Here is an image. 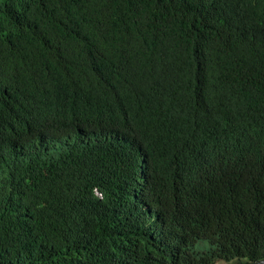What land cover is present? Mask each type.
Listing matches in <instances>:
<instances>
[{"label": "trees", "instance_id": "obj_1", "mask_svg": "<svg viewBox=\"0 0 264 264\" xmlns=\"http://www.w3.org/2000/svg\"><path fill=\"white\" fill-rule=\"evenodd\" d=\"M96 231L107 264L264 259V0H0V264Z\"/></svg>", "mask_w": 264, "mask_h": 264}, {"label": "clouds", "instance_id": "obj_2", "mask_svg": "<svg viewBox=\"0 0 264 264\" xmlns=\"http://www.w3.org/2000/svg\"><path fill=\"white\" fill-rule=\"evenodd\" d=\"M150 169L151 163L150 160H147L144 164L143 173H148ZM94 194L100 198L103 197V193L98 189L95 190ZM111 225L112 223L104 224V226L107 227H110ZM158 234L159 233L156 231L151 230V235L153 238ZM101 237H104V240H107V237L101 231H96V235L89 245L80 248L78 251L70 248L68 253L71 261L73 262L74 256H80L84 264H89L95 260L98 261L99 264H107L105 254L101 251H98V240ZM111 242L114 243L115 247L121 248L123 256H130L134 251L146 248L144 239L140 235H135L133 232H129L127 235H122L121 233L117 232V234L111 238Z\"/></svg>", "mask_w": 264, "mask_h": 264}, {"label": "rangeland", "instance_id": "obj_3", "mask_svg": "<svg viewBox=\"0 0 264 264\" xmlns=\"http://www.w3.org/2000/svg\"><path fill=\"white\" fill-rule=\"evenodd\" d=\"M207 244V240H201L196 243L197 249H203ZM215 264H260V261H252L245 257L235 258L230 261L218 260Z\"/></svg>", "mask_w": 264, "mask_h": 264}, {"label": "water", "instance_id": "obj_4", "mask_svg": "<svg viewBox=\"0 0 264 264\" xmlns=\"http://www.w3.org/2000/svg\"><path fill=\"white\" fill-rule=\"evenodd\" d=\"M260 264H264V259L260 261Z\"/></svg>", "mask_w": 264, "mask_h": 264}]
</instances>
